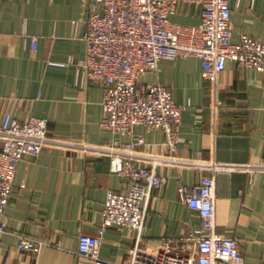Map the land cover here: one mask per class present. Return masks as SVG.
I'll use <instances>...</instances> for the list:
<instances>
[{
    "label": "crops",
    "instance_id": "1",
    "mask_svg": "<svg viewBox=\"0 0 264 264\" xmlns=\"http://www.w3.org/2000/svg\"><path fill=\"white\" fill-rule=\"evenodd\" d=\"M230 5L232 40L242 34L264 40V0H230ZM86 13L85 0H0V126L8 114L20 120L45 117L50 137L62 142L21 160L6 209L8 231L0 237V264H95L79 253V238L99 234L108 191L127 188L111 171L110 158L95 148L140 134L146 143L136 152L145 163L169 154L161 129L137 125L132 134H113L101 127L103 87L82 65ZM170 18L197 25L201 7L184 3ZM140 81L168 86L186 106L176 161L158 167L168 181L153 190L142 232L105 227L101 257L153 264L160 250L195 253L192 235L201 220L179 188L212 174L191 162L216 161L231 168L216 174V231L239 241L245 264H264V72L229 60L215 86L204 77L202 60L190 56L163 59ZM214 95L216 116L209 108ZM20 235L47 244L38 254L20 250Z\"/></svg>",
    "mask_w": 264,
    "mask_h": 264
},
{
    "label": "built area",
    "instance_id": "2",
    "mask_svg": "<svg viewBox=\"0 0 264 264\" xmlns=\"http://www.w3.org/2000/svg\"><path fill=\"white\" fill-rule=\"evenodd\" d=\"M84 39L87 55L82 65L89 79L103 87L101 127L113 134H132L137 125L147 130L161 129L169 154L145 163L136 146L146 143L134 135L124 144L112 141L95 149L110 158V169L127 181L125 191L109 190L102 211L103 226L98 235L82 234L79 253L95 264H120L101 257L102 234L107 226L134 229L145 227L147 205L154 189H162L168 177L159 171L163 162L176 161L179 126L186 106L176 102L170 88L162 83H142L140 77L156 72L161 60L190 56L202 60L203 75L216 86L229 60L240 66L264 72V40L242 34L232 40L230 0H85ZM201 7V22L190 25L172 21L180 5ZM33 47L37 37H33ZM209 108L216 116L220 107L214 95ZM0 237L8 231L6 209L19 164L25 155L39 156L51 142L49 121L30 115L20 120L5 115L0 126ZM210 169L194 185H182L180 197L197 212L201 227L192 235L195 253L160 250L153 264H245L236 238L216 231V174L229 171L216 161L190 163ZM264 168V164L261 165ZM250 169L252 166H243ZM47 243L20 235L18 249L38 254Z\"/></svg>",
    "mask_w": 264,
    "mask_h": 264
}]
</instances>
